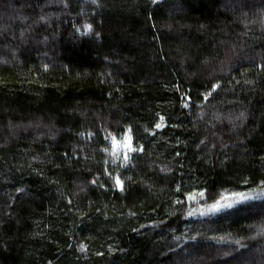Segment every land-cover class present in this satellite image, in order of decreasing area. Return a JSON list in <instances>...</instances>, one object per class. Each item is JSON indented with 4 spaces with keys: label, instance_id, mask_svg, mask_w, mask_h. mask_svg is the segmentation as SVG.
Returning a JSON list of instances; mask_svg holds the SVG:
<instances>
[{
    "label": "trees",
    "instance_id": "trees-1",
    "mask_svg": "<svg viewBox=\"0 0 264 264\" xmlns=\"http://www.w3.org/2000/svg\"><path fill=\"white\" fill-rule=\"evenodd\" d=\"M0 264H264V0H0Z\"/></svg>",
    "mask_w": 264,
    "mask_h": 264
},
{
    "label": "rangeland",
    "instance_id": "rangeland-1",
    "mask_svg": "<svg viewBox=\"0 0 264 264\" xmlns=\"http://www.w3.org/2000/svg\"><path fill=\"white\" fill-rule=\"evenodd\" d=\"M114 147L122 155L123 158H127L134 151L129 135H125L121 141L115 142ZM230 197L228 198L230 202L240 200V196L238 195H236V198L235 197L230 198ZM210 210H213V209H210Z\"/></svg>",
    "mask_w": 264,
    "mask_h": 264
},
{
    "label": "snow or ice",
    "instance_id": "snow-or-ice-1",
    "mask_svg": "<svg viewBox=\"0 0 264 264\" xmlns=\"http://www.w3.org/2000/svg\"><path fill=\"white\" fill-rule=\"evenodd\" d=\"M91 25L89 24V25H86V28H88L89 30H91ZM157 127H159V125H157ZM201 195H203V193H201ZM189 196H190V198H191V194H189ZM227 207H231V205H226ZM220 207H222V205H219V202H217L216 204H213L212 206H211V209H213V210H219L220 209ZM189 215H191V213H189Z\"/></svg>",
    "mask_w": 264,
    "mask_h": 264
}]
</instances>
